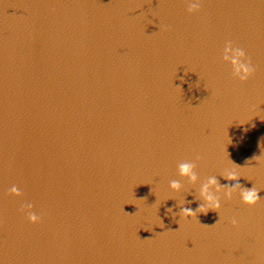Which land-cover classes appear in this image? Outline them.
I'll return each mask as SVG.
<instances>
[{
	"label": "clouds",
	"instance_id": "9594fccd",
	"mask_svg": "<svg viewBox=\"0 0 264 264\" xmlns=\"http://www.w3.org/2000/svg\"><path fill=\"white\" fill-rule=\"evenodd\" d=\"M184 2L187 5V11L189 13L198 12L203 4V0H184ZM221 59L224 64L230 65L232 78L238 80L241 84L246 83L255 74V68L251 58L248 57L243 48L234 45L232 41H227L224 44ZM254 158L257 159L258 157ZM200 159L201 157L196 155L194 161H183L177 165L179 176L181 178H186L191 185H196L198 182L199 178L196 173V162ZM220 176L228 181L239 180V177L234 171L227 172L226 174L222 173ZM169 187L174 192H180L183 185L178 180H172L169 182ZM222 190L223 198L226 200H230L233 193L239 191L241 202L250 207L255 206L261 199H264L259 196L260 191L255 186L251 189L244 188L239 182L234 183L231 186L221 185L216 176H210L200 184L198 196H196V199L202 201V203H200L195 210L188 207H182L179 212L180 218L185 220L189 217L197 218L198 213L206 215L209 211L218 213L221 208L220 194ZM8 193L16 197L22 196V191L15 185L8 190ZM19 211L26 217L28 223L32 225L41 223L42 215L37 214V212L34 211V205L31 202L23 203ZM218 222L219 220L216 223ZM230 222L233 227H236L238 224L235 217H233Z\"/></svg>",
	"mask_w": 264,
	"mask_h": 264
}]
</instances>
